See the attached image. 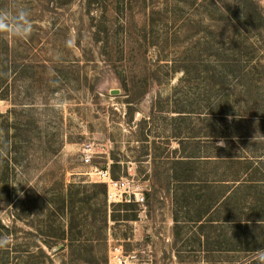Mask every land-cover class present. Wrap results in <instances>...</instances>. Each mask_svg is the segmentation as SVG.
Listing matches in <instances>:
<instances>
[{
	"label": "rangeland",
	"instance_id": "rangeland-1",
	"mask_svg": "<svg viewBox=\"0 0 264 264\" xmlns=\"http://www.w3.org/2000/svg\"><path fill=\"white\" fill-rule=\"evenodd\" d=\"M17 3L34 27L0 35V264H118L115 246L124 264L259 263L215 247L226 225L200 239L192 202L220 140L264 145V0ZM114 163L145 205L107 203L106 227L100 196L71 203ZM184 179L188 199L173 194Z\"/></svg>",
	"mask_w": 264,
	"mask_h": 264
},
{
	"label": "trees",
	"instance_id": "trees-1",
	"mask_svg": "<svg viewBox=\"0 0 264 264\" xmlns=\"http://www.w3.org/2000/svg\"><path fill=\"white\" fill-rule=\"evenodd\" d=\"M223 137L216 136L218 139ZM244 144L245 147L242 145V149L243 154L246 156L233 153L236 150L235 147L228 146L225 148L219 147V150L224 151L226 156L212 157L207 160V162H210L207 163L209 164V172H202L205 177L198 180V184H196L199 185L200 190L194 192L197 198L192 202V207L196 212L193 222L200 228V239L208 238L205 233L206 229H214L217 232L222 229V226L226 225L225 233L221 230L220 234H216L212 238V242L215 241V247L226 248V251L229 252H237L243 249L251 252V255L256 257L258 250H264V162H262L264 159L262 156L257 155L264 145L262 138ZM248 146L254 148L251 153L252 156L245 151ZM173 162L175 161H172L175 166L189 164L185 163L189 162L187 160ZM116 168V163L110 168L114 179H117L115 177ZM179 183L184 186L182 190H174V196L178 197L181 195L179 193H182L181 197L184 196L188 199V185H192V182L184 179L180 180ZM92 189L95 190L94 193L86 195L87 191H85L83 198L74 199L71 205L75 207L76 203L91 204L96 197L100 196L102 198V222L107 227L106 187L94 183ZM124 220L129 219L125 217ZM252 262L259 264L256 263V260Z\"/></svg>",
	"mask_w": 264,
	"mask_h": 264
},
{
	"label": "built area",
	"instance_id": "built-area-1",
	"mask_svg": "<svg viewBox=\"0 0 264 264\" xmlns=\"http://www.w3.org/2000/svg\"><path fill=\"white\" fill-rule=\"evenodd\" d=\"M98 154L93 144H86L83 147L82 159L85 164H92V160ZM87 176L95 178L93 182L102 184L106 187V201L109 206L121 203L134 202L139 206L145 205V197L139 186H136L131 179H114L109 168L99 169L91 167ZM120 247L110 249V256L117 260L118 264H124V257Z\"/></svg>",
	"mask_w": 264,
	"mask_h": 264
},
{
	"label": "clouds",
	"instance_id": "clouds-1",
	"mask_svg": "<svg viewBox=\"0 0 264 264\" xmlns=\"http://www.w3.org/2000/svg\"><path fill=\"white\" fill-rule=\"evenodd\" d=\"M33 27L29 10L20 6L17 0H12L10 7L0 8V35L12 39H27L32 34ZM216 147H226V144L223 140H220ZM17 186L18 184L14 187ZM17 195L23 198L24 193L18 190ZM11 243L9 236L0 235V250H6ZM257 260L259 264H264V250H258Z\"/></svg>",
	"mask_w": 264,
	"mask_h": 264
}]
</instances>
